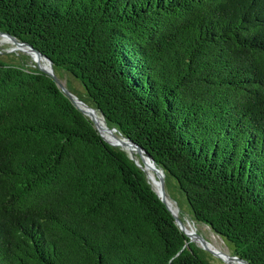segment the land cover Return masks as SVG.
Listing matches in <instances>:
<instances>
[{
  "label": "trees",
  "instance_id": "obj_1",
  "mask_svg": "<svg viewBox=\"0 0 264 264\" xmlns=\"http://www.w3.org/2000/svg\"><path fill=\"white\" fill-rule=\"evenodd\" d=\"M0 30L78 79L196 221L264 264V0H0ZM189 241L52 76L0 60V264H210Z\"/></svg>",
  "mask_w": 264,
  "mask_h": 264
},
{
  "label": "rangeland",
  "instance_id": "obj_2",
  "mask_svg": "<svg viewBox=\"0 0 264 264\" xmlns=\"http://www.w3.org/2000/svg\"><path fill=\"white\" fill-rule=\"evenodd\" d=\"M16 46L17 45L15 44V42L14 43L0 42V60L7 62V63L23 65L24 67H27L28 69H31V70L40 69L41 65L37 61L38 59L41 61L40 56L33 54L32 52L29 54L26 51L25 52H22V50L20 51V49H13ZM55 72H56V76L60 79V82L64 86H66L70 91L82 97L84 100L87 98V94L84 89V86L78 79L73 77L68 72L62 70L61 68H59ZM86 103H89V102H86ZM114 134L119 136V139H122V136L119 132L114 131ZM134 155H135L134 158L143 164V157L139 153H137V151L134 152ZM151 180H152L153 185H155L153 178H151ZM165 189L167 193L169 194V196L179 206L180 218L182 221H186L189 223L193 222L196 228V232L202 235L215 248L223 251L224 253L235 255L234 250L232 248V244L229 241L224 240L221 236L215 234L213 230L207 224L203 222H198L194 219V217L192 216L190 207L184 195L178 189L177 184L174 182V180H168L165 183ZM186 225L187 224H185V226ZM193 243L199 249L202 250V253L204 252V256L207 258L210 264H228L226 260L216 255L214 252L203 249V247H201V245L198 243H195V242ZM229 264H232V263L229 262Z\"/></svg>",
  "mask_w": 264,
  "mask_h": 264
},
{
  "label": "water",
  "instance_id": "obj_3",
  "mask_svg": "<svg viewBox=\"0 0 264 264\" xmlns=\"http://www.w3.org/2000/svg\"><path fill=\"white\" fill-rule=\"evenodd\" d=\"M4 35L7 36L11 39H13V41L17 44V46L22 47V48H28L30 51L35 52L37 55H39L41 58H43L45 61H47V63L52 67L51 70H48L44 67L40 66V70L48 73L50 76H52L55 81L57 82L58 86L62 89V91L74 102V104L88 117H90V119L94 122L95 127L97 128V130L100 132V134L102 135V137L111 145L113 146H119L121 149H124L125 151H127L125 148H123L122 145H119L117 143H112L111 141H109L107 138H105V136L102 134L99 125H98V114L100 117L105 119L104 114L99 111L98 109L94 108L93 106H91L90 104L86 103L85 101H83L82 99H80L75 93H73L72 91H70L66 86H64L61 82L60 79L56 76L55 70H54V66H53V62L52 60L46 56L45 54H43L41 51H39L38 49H36L32 44L25 42V41H21L19 40L17 37L13 36L10 33L4 32L2 30H0V36ZM21 51V50H20ZM25 52V51H22ZM29 55V54H28ZM106 121V120H105ZM111 129H115L118 131V129L116 127H112ZM122 136V135H121ZM122 140H126V145L130 146L129 148V155L130 158L133 159L138 166H140L143 171L146 173V176L148 178V181L150 182L152 188L154 189V191L157 193V195L161 198V200L166 204V206L169 208V210L172 212V214L175 217V221L178 224V226L182 229V231L187 235V237H189V242H195L201 245V247H203V249H206L208 251H212L214 252L216 255H227L228 258H237L238 260L242 261L244 264H250L248 263V261H246L245 259L237 256V255H230L228 253H224L223 251L215 248L209 241H207L202 235H200L198 232H188L185 228L184 225L182 223L181 218L176 214V212L170 207L167 199H166V189H165V185L162 182L161 184V188L159 190H157L152 183V180L150 178L151 174L148 172L147 170V166H149L152 169V172L156 174L157 178H159L161 180L162 176L160 175L161 171H163L162 168H160L157 165L156 160L154 159V157L143 147L139 146L138 144H136L135 142H133L130 138L122 136ZM137 151V153H139L142 157H143V164L140 163L138 160H136L133 157L132 154V150Z\"/></svg>",
  "mask_w": 264,
  "mask_h": 264
},
{
  "label": "bare ground",
  "instance_id": "obj_4",
  "mask_svg": "<svg viewBox=\"0 0 264 264\" xmlns=\"http://www.w3.org/2000/svg\"><path fill=\"white\" fill-rule=\"evenodd\" d=\"M0 42L2 43H14L13 39L7 37V36H4V35H1L0 36ZM16 44V43H15ZM17 45V44H16ZM13 49H20V50H24L26 51L27 53H31L32 51H30L28 48H22V47H19V46H16L14 47ZM33 54H36L35 52H32ZM37 55V54H36ZM39 56V55H38ZM35 60V59H34ZM39 62V64L48 69V70H51V66L47 63V61H45L43 58H41V61L38 59L37 60ZM98 125H99V128L102 132V134L105 136V138H107L109 141H111L112 143H117L119 145H122L123 148H125L128 153H130L129 151V148L130 146L126 145V140H122V139H119V136L115 135L114 134V131H117L115 129H111L110 127H108L106 121L104 118L100 117L99 114H98ZM118 132V131H117ZM136 151L135 150H132V154H133V157L135 156L134 155V152ZM147 170L148 172L151 174L150 178H153L154 182H155V185H153L157 190H159L161 188V184L162 182L164 183L165 185V176H164V171H161L160 175L162 176L161 180L158 178H156V174L152 172V169L147 166ZM167 193V191H166ZM170 207L176 212V214L180 217V209H179V206L175 203V201L169 196V194L167 193V195L165 196ZM183 225H184V228L188 231V232H195L196 231V228H195V225L193 224V222L189 223V222H186V221H182ZM185 224H187L185 226ZM221 258H223L224 260H226L229 264L232 263V264H244L242 261L238 260L237 258H228L227 255H219ZM236 260V261H234Z\"/></svg>",
  "mask_w": 264,
  "mask_h": 264
}]
</instances>
